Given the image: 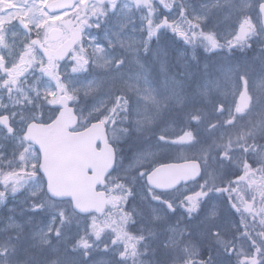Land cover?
<instances>
[{
	"label": "rangeland",
	"instance_id": "1",
	"mask_svg": "<svg viewBox=\"0 0 264 264\" xmlns=\"http://www.w3.org/2000/svg\"><path fill=\"white\" fill-rule=\"evenodd\" d=\"M261 1L116 0L96 19L68 10L62 39L48 46L86 30L63 63L8 28L0 116L13 131L0 126V264H264ZM37 9L13 0L8 21L27 12L36 22ZM233 24L250 36L235 38ZM244 86L251 106L238 113ZM61 101L75 108L77 128L103 121L118 148L102 216L78 218L68 201L48 198L39 154L22 137ZM186 159L200 163L199 180L165 194L147 187L156 165Z\"/></svg>",
	"mask_w": 264,
	"mask_h": 264
},
{
	"label": "water",
	"instance_id": "2",
	"mask_svg": "<svg viewBox=\"0 0 264 264\" xmlns=\"http://www.w3.org/2000/svg\"><path fill=\"white\" fill-rule=\"evenodd\" d=\"M77 1L55 0L48 8L51 12L62 11L72 8ZM259 11L264 27V3ZM52 34L53 40L61 36L58 30ZM80 37L79 32L73 33L56 51L55 59L63 61ZM247 106V97L243 95L239 98V110ZM77 122L74 109L63 105L50 123H29L24 138L34 144L40 153L39 171L46 182L49 197L70 200L73 210L81 215H99L106 207L107 198L105 192L97 188L106 185L105 178L115 166V151L107 142L106 128L102 122H93L81 131H70ZM199 176L198 162L188 160L157 166L146 175V182L151 188L169 190L180 183L194 181Z\"/></svg>",
	"mask_w": 264,
	"mask_h": 264
},
{
	"label": "flooded vegetation",
	"instance_id": "3",
	"mask_svg": "<svg viewBox=\"0 0 264 264\" xmlns=\"http://www.w3.org/2000/svg\"><path fill=\"white\" fill-rule=\"evenodd\" d=\"M12 1L13 0H0V11L1 13H6V15H0V34H3L0 35V41L3 40L5 42V47L0 49V65L2 64L3 67L8 69V28L20 29L23 34H25L23 40L25 43L23 42L22 44L27 46L32 45L35 48V51L43 56L46 62L54 63L52 56L59 45L55 48L48 46V44L52 45L53 42L48 41L47 35L51 29L62 28V26L60 24L59 14L50 15L47 11V5L53 0H18L25 6H30L32 3L37 4V8H39L37 9L39 10L38 16L40 19H37L36 22H29V14H27V12L17 15L13 20L8 21V12L12 11ZM100 6L102 5H98L94 2H86V0H80L71 12L76 15L79 13L80 18L89 17L90 15V19H96L99 18V16L95 14V11ZM79 17H76V19ZM38 21L41 22V25H39ZM195 26H197V24H195ZM84 29L86 30L81 24L79 26H74L71 30L83 31ZM199 29L203 30L202 28ZM232 30V35L237 39L250 36V33L246 29L243 30L242 34H239V31L234 24L232 25ZM201 50L203 51V49H200V51Z\"/></svg>",
	"mask_w": 264,
	"mask_h": 264
},
{
	"label": "trees",
	"instance_id": "4",
	"mask_svg": "<svg viewBox=\"0 0 264 264\" xmlns=\"http://www.w3.org/2000/svg\"><path fill=\"white\" fill-rule=\"evenodd\" d=\"M78 218H83V217H80V216H77ZM138 223V222H137ZM134 225V223H132Z\"/></svg>",
	"mask_w": 264,
	"mask_h": 264
}]
</instances>
